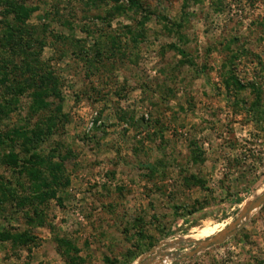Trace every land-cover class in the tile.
<instances>
[{
	"label": "rangeland",
	"instance_id": "1",
	"mask_svg": "<svg viewBox=\"0 0 264 264\" xmlns=\"http://www.w3.org/2000/svg\"><path fill=\"white\" fill-rule=\"evenodd\" d=\"M135 1L0 0V186L14 132L51 125L62 169L53 199L0 194V229L32 237L0 264H264V202L243 216L264 196V0Z\"/></svg>",
	"mask_w": 264,
	"mask_h": 264
},
{
	"label": "trees",
	"instance_id": "2",
	"mask_svg": "<svg viewBox=\"0 0 264 264\" xmlns=\"http://www.w3.org/2000/svg\"><path fill=\"white\" fill-rule=\"evenodd\" d=\"M109 1L119 3L122 0ZM127 1L131 8L139 9L140 6L135 0ZM12 4L10 9V13L14 15L12 22H19L22 18L27 17L29 14L28 10H23L21 7H15ZM12 26L14 27L15 24H8V30L12 29ZM22 31L23 30L14 28V30L10 31L11 34H7L6 41L12 42L15 41L16 38H21L16 34L22 35ZM14 32H16V34H14ZM10 46H13V44ZM5 88L8 89L7 87ZM0 99L5 98H1L0 96ZM35 102L40 109L48 107V104L43 100L40 93L35 96ZM14 103L13 100H5L3 105L10 108ZM3 110L4 108H0V112L2 111L3 114H5ZM59 111L60 107L58 106L55 113L57 112L59 114ZM50 126L51 125L46 126V132H43L41 129L37 128V126L35 127L36 129L28 132H21V134L14 132L16 137L22 139L20 148L23 155L22 158H19L17 155L7 157L8 165L16 175V187L11 188L6 185L0 186L1 199L8 200L10 198L11 201L16 203L14 211L22 210L25 205L31 206L36 202L43 203L45 200L53 199L55 197V190L53 187L60 183V180L62 179V169L58 164L51 162L56 151L53 152L54 150H50L46 156L42 154V146L48 141L45 134H51ZM10 141L13 142L14 140L11 139ZM2 143L3 141H0V146H2ZM18 194H22V197L17 196ZM0 205H2V202H0ZM25 217L27 222L32 220L29 215H25ZM31 240L32 237L29 234H12L7 229H0V243L7 242L11 243L13 246H25L31 242Z\"/></svg>",
	"mask_w": 264,
	"mask_h": 264
},
{
	"label": "water",
	"instance_id": "3",
	"mask_svg": "<svg viewBox=\"0 0 264 264\" xmlns=\"http://www.w3.org/2000/svg\"><path fill=\"white\" fill-rule=\"evenodd\" d=\"M262 202H264V196H261L260 198H258V199H256V200L252 201V202L248 205V207H247V209H246V211H245V213H244L243 216L248 215V214L251 213L252 211L256 210V209L258 208V206H259Z\"/></svg>",
	"mask_w": 264,
	"mask_h": 264
},
{
	"label": "built area",
	"instance_id": "4",
	"mask_svg": "<svg viewBox=\"0 0 264 264\" xmlns=\"http://www.w3.org/2000/svg\"><path fill=\"white\" fill-rule=\"evenodd\" d=\"M91 127V124L89 125V128Z\"/></svg>",
	"mask_w": 264,
	"mask_h": 264
}]
</instances>
